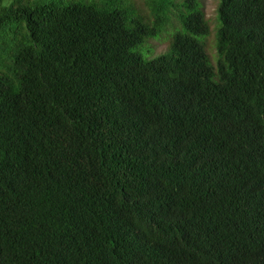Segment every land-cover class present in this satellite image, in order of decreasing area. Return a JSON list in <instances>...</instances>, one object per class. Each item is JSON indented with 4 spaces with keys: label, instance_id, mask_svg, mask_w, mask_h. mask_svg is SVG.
<instances>
[{
    "label": "trees",
    "instance_id": "1",
    "mask_svg": "<svg viewBox=\"0 0 264 264\" xmlns=\"http://www.w3.org/2000/svg\"><path fill=\"white\" fill-rule=\"evenodd\" d=\"M208 21L0 0V264H264V0H219L215 64Z\"/></svg>",
    "mask_w": 264,
    "mask_h": 264
},
{
    "label": "rangeland",
    "instance_id": "2",
    "mask_svg": "<svg viewBox=\"0 0 264 264\" xmlns=\"http://www.w3.org/2000/svg\"><path fill=\"white\" fill-rule=\"evenodd\" d=\"M201 7L205 13V17L209 20L210 34L204 38H198L201 43H206V51L211 59V62L215 64L217 57L216 54V42H217V28L216 27V9L219 4V0H200ZM175 18V17H174ZM174 18L171 19L168 28H166L161 35L157 38L148 40L143 46L139 47L137 51L140 53L143 59L150 60L161 54H165L170 47L171 39L176 33H183V27L177 18L173 23ZM216 43V44H215Z\"/></svg>",
    "mask_w": 264,
    "mask_h": 264
}]
</instances>
